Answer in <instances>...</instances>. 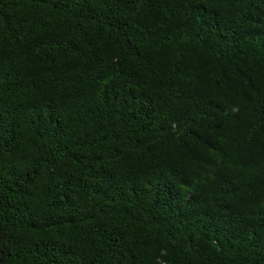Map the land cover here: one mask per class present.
Wrapping results in <instances>:
<instances>
[{"label": "trees", "instance_id": "trees-1", "mask_svg": "<svg viewBox=\"0 0 264 264\" xmlns=\"http://www.w3.org/2000/svg\"><path fill=\"white\" fill-rule=\"evenodd\" d=\"M0 264H264V0H0Z\"/></svg>", "mask_w": 264, "mask_h": 264}]
</instances>
